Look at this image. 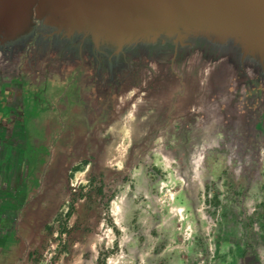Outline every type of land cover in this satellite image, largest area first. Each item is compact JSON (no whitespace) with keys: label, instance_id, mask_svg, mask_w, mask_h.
Listing matches in <instances>:
<instances>
[{"label":"rangeland","instance_id":"1","mask_svg":"<svg viewBox=\"0 0 264 264\" xmlns=\"http://www.w3.org/2000/svg\"><path fill=\"white\" fill-rule=\"evenodd\" d=\"M50 35L0 45V81L43 120L22 264H264V63L195 38L110 81Z\"/></svg>","mask_w":264,"mask_h":264},{"label":"water","instance_id":"2","mask_svg":"<svg viewBox=\"0 0 264 264\" xmlns=\"http://www.w3.org/2000/svg\"><path fill=\"white\" fill-rule=\"evenodd\" d=\"M36 22L116 50L197 38L264 63V0H0V45L24 39Z\"/></svg>","mask_w":264,"mask_h":264},{"label":"crops","instance_id":"3","mask_svg":"<svg viewBox=\"0 0 264 264\" xmlns=\"http://www.w3.org/2000/svg\"><path fill=\"white\" fill-rule=\"evenodd\" d=\"M10 86L7 80L0 81V104L5 100L10 105L2 104L0 107V264L2 261L5 264H22L27 258L34 259V254L19 237L24 227L20 215L43 179L34 178L38 165L33 157L37 149L30 145L32 136L29 132L41 128L43 120L38 117L40 112L31 111L30 116L22 117L23 112L19 110L22 96ZM27 100L32 104L29 97ZM28 146L32 153L26 155ZM39 190L37 187L35 191Z\"/></svg>","mask_w":264,"mask_h":264},{"label":"flooded vegetation","instance_id":"4","mask_svg":"<svg viewBox=\"0 0 264 264\" xmlns=\"http://www.w3.org/2000/svg\"><path fill=\"white\" fill-rule=\"evenodd\" d=\"M45 31H49V32L46 33ZM31 33H33L34 36L37 37L38 40H43L46 36L50 35L49 33H51V30L48 27H44L42 25L40 27L35 28L33 32ZM52 35H50L53 37L52 42L57 43V45L58 44L62 45L61 47H59L60 51H65V52L69 51L70 53L69 55L75 54L77 58L80 57L81 54H83L84 57L87 60L89 59L90 61V63L86 62L85 65L90 64L92 66V63H94V66L96 65L97 69H101V67H105V69L108 70L107 72H108L110 81H114L113 76L115 73H120L123 70L126 64L125 60L128 57H132L133 59L137 53H142L145 55H149L151 53L155 59L156 55H163L167 52L175 53L176 47L180 46L178 44H172L173 43L172 40L166 38V39L151 42L150 44H134L130 46H123L119 50H116L113 48L112 44L105 43V42L104 44H100V46H94L93 43L91 44L86 39L79 40L80 36H77V37L74 36L69 39H66V38L60 39L57 37L58 35L53 34V33ZM22 40H23L22 37H20L18 40L6 43L5 45H8V46L12 45V47L17 43H20V45H22L23 44ZM227 48H230V47L227 46ZM1 50L2 49L0 47V52L2 53ZM208 50H213V49L209 48ZM82 51L84 53H82ZM133 61L134 59L132 60V62ZM145 61L146 59L143 60V62ZM84 63L85 62H81L80 64H84ZM56 64L58 65L60 63H56ZM49 87L51 88L50 95L55 96L57 93V89H56L57 86L54 84H51ZM52 104H54V101L52 102Z\"/></svg>","mask_w":264,"mask_h":264}]
</instances>
